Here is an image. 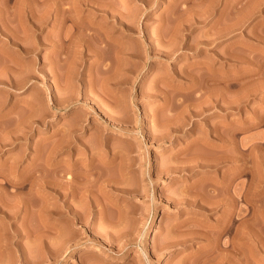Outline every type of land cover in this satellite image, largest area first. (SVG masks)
Instances as JSON below:
<instances>
[{"label": "rangeland", "instance_id": "obj_1", "mask_svg": "<svg viewBox=\"0 0 264 264\" xmlns=\"http://www.w3.org/2000/svg\"><path fill=\"white\" fill-rule=\"evenodd\" d=\"M58 2L0 0V264H218L245 229L264 262V0Z\"/></svg>", "mask_w": 264, "mask_h": 264}, {"label": "bare ground", "instance_id": "obj_2", "mask_svg": "<svg viewBox=\"0 0 264 264\" xmlns=\"http://www.w3.org/2000/svg\"><path fill=\"white\" fill-rule=\"evenodd\" d=\"M58 1V0H57ZM60 2H58L60 5V9L63 11V13H62V11H61V13L63 14V18H67L66 17V12L69 10L67 7L65 8V6L63 7V8H61L62 6V4L65 2H67L68 0H59ZM71 0H69V2H70ZM74 1V0H73ZM76 1H78V2H81L82 4H91V8L95 11H100V12H102L103 11V14L106 16V18H108V17H112V18H115V23H113L114 25H116V26H118L119 28H121L122 30H124V23H122L123 21L122 20H120V16H119V14L121 13H118V14H116L117 13V11H118V9H117V11H116V13H114L115 11L114 10H111V9H113L112 7H110L111 6V3H110V6H108L109 5V3L106 5V4H103V2H102V0H95V1H89V0H76ZM105 1H107V0H104V2ZM81 3L79 4V5H81ZM106 3V2H105ZM114 3V2H113ZM77 4V3H76ZM72 5V4H71ZM78 5V4H77ZM113 5H115V4H113ZM120 5V4H119ZM68 6V5H67ZM84 6V5H83ZM82 6V7H83ZM117 6V5H116ZM70 8H72V7H70ZM74 8H76V6L74 7ZM118 8H120V6L118 7ZM57 9H58V7H57ZM79 9V8H78ZM116 9V8H115ZM72 10V9H71ZM120 10V9H119ZM73 11V10H72ZM76 11V10H75ZM79 11H80V9H79ZM58 12V11H57ZM68 13V12H67ZM59 14V13H58ZM69 14H70V11H69ZM82 14V13H81ZM102 14V13H101ZM122 14V13H121ZM68 15V14H67ZM71 15V14H70ZM59 16V15H58ZM73 16V15H72ZM84 17H85V15H84ZM88 17V16H87ZM63 18H62V16H61V19H62V21H63ZM69 18V17H68ZM74 18V17H73ZM85 19V18H84ZM89 19V18H88ZM60 20V19H59ZM74 23H75V21H73ZM88 22V21H87ZM112 21H111V19H110V23H111ZM102 23V22H101ZM117 23V24H116ZM126 23V22H125ZM128 23V22H127ZM77 24H79V23H77ZM96 25V23L95 22H90L89 21V23L87 24V25H83V28H88L89 30H93V34H97V36L95 37V39L94 40H96V38H97V41H99L101 44H103L101 47L103 48V49H105L106 47H108L109 46V44H110V42L111 41H113L115 38H113V37H111V36H113L112 34H110V35H108L107 33H106V28H107V26H104V25H102V27H99V29H96L98 26H101V24L100 25ZM98 24V23H97ZM104 24V23H103ZM124 24V25H123ZM62 25V24H61ZM82 25H80L81 27H82ZM112 25V24H111ZM94 26H95V28H94ZM126 26H128V25H126ZM129 26H131V25H129ZM128 26V27H129ZM79 27V26H78ZM130 28V27H129ZM132 28V27H131ZM133 29V28H132ZM87 29H85V31H86ZM108 30H109V28H108ZM81 31V30H80ZM83 31H84V29H83ZM110 31V30H109ZM108 31V32H109ZM95 32V33H94ZM88 33V32H87ZM86 33V34H87ZM90 33V32H89ZM69 34H70V32H69ZM63 35V34H62ZM65 35V34H64ZM89 35V34H88ZM66 36V35H65ZM85 36V35H84ZM87 36V35H86ZM176 36V35H175ZM174 36V37H175ZM72 36H70V38H71ZM88 37H90V36H88ZM174 37H173V39H174ZM61 38H62V36H61ZM84 38V37H83ZM162 38V37H161ZM160 38V39H161ZM82 39V38H81ZM80 39V40H81ZM87 39V38H86ZM89 39V38H88ZM91 39V38H90ZM89 39V40H90ZM177 39V38H176ZM163 40V39H162ZM167 40V39H166ZM63 41H64V39H63ZM85 41V40H84ZM84 41H83V43H84ZM87 41V40H86ZM85 41V42H86ZM115 41V40H114ZM160 41V40H159ZM168 41V40H167ZM172 41V40H171ZM175 41V40H174ZM98 42V43H99ZM117 44H115V45H117L116 47H117V49H118V52H120V51H122V49H120V48H118V46H119V44H120V41H119V39H117ZM179 42V41H178ZM177 42V43H178ZM82 43V44H83ZM105 43V44H104ZM111 43H113V42H111ZM149 43V42H148ZM176 43V44H177ZM80 44H81V42H80ZM100 44V45H101ZM161 44V43H160ZM165 44V43H164ZM168 44H170V43H168ZM181 44V43H180ZM85 45V44H84ZM96 45H97V42H96ZM112 45V44H111ZM121 45V44H120ZM146 45V44H145ZM179 45V44H178ZM177 45V46H178ZM61 46V45H60ZM63 46V45H62ZM154 46V45H153ZM165 46V45H164ZM94 47V46H93ZM96 47V46H95ZM152 47V46H151ZM178 47H181V46H178ZM123 48V47H122ZM148 47H146V49H147ZM149 48H150V46H149ZM154 48H155V46H154ZM102 49V50H103ZM109 49H110V47H109ZM109 49H107V50H109ZM153 49V48H152ZM98 50V49H97ZM128 50V49H127ZM148 50V49H147ZM106 50H103V52H105ZM60 52H61V50H60ZM97 52V51H96ZM101 52V51H100ZM113 52V51H112ZM115 52H116V50H115ZM136 52V51H135ZM165 52V51H164ZM109 53V52H108ZM124 53V52H123ZM104 54V53H103ZM102 54V55H103ZM116 54H117V52H116ZM119 54V53H118ZM117 54V55H118ZM122 54V53H121ZM132 54H134V53H132ZM171 54V53H170ZM112 55V54H111ZM168 55V54H167ZM101 56V55H100ZM100 56H98V58L100 57ZM181 56V55H180ZM102 57H104V56H102ZM106 58V57H105ZM100 59H102L101 57H100ZM113 60H114V58H113ZM119 60V59H118ZM134 60V59H133ZM110 63V62H109ZM114 64V63H113ZM199 64V63H198ZM105 66V65H104ZM110 68H105L104 70L105 71H107V70H109ZM188 71V70H187ZM184 72V71H183ZM182 72V73H183ZM191 72V71H190ZM193 72V71H192ZM178 73V72H177ZM183 75V74H182ZM191 75V74H190ZM194 76V75H193ZM196 77L198 76V75H195ZM205 78V77H204ZM198 79V78H197ZM231 80V79H230ZM200 81V80H199ZM230 86V85H229ZM191 87V86H190ZM95 88V87H94ZM230 90V89H229ZM94 91V90H93ZM194 91V90H193ZM194 93V92H193ZM93 94V93H92ZM110 94V93H109ZM142 94V93H141ZM152 94V93H151ZM192 94V93H191ZM98 95V94H97ZM100 95V94H99ZM114 95V94H113ZM114 97V96H113ZM199 97V96H198ZM182 98V97H181ZM58 100V99H57ZM178 100V99H177ZM182 101V100H181ZM177 103H178V101H177ZM230 104V103H229ZM56 105V104H55ZM182 105V104H181ZM180 105V106H181ZM196 123H198V121L196 122ZM166 124V123H165ZM164 124V125H165ZM173 124V123H172ZM230 131V130H229ZM212 133V132H211ZM65 134H66V132H65ZM210 134V133H209ZM208 134V135H209ZM155 135V134H154ZM153 135V136H154ZM157 135H160V134H157ZM207 135V134H206ZM231 135V134H230ZM71 136V134L68 136V137H70ZM152 136V137H153ZM211 136V135H210ZM229 136V135H228ZM65 137V136H64ZM74 136H72V138H73ZM156 137V136H155ZM206 137V136H205ZM157 138V137H156ZM228 138H230L231 139V137H228ZM70 139V138H69ZM196 139V138H195ZM207 139V138H206ZM205 139V140H206ZM210 139V138H209ZM229 139V140H230ZM64 140V139H63ZM63 140H61V141H63ZM71 140V139H70ZM203 140H204V138H203ZM202 140V141H203ZM200 141V140H199ZM201 141V142H202ZM204 142V141H203ZM228 142V141H227ZM72 143V142H71ZM68 144V143H67ZM70 144V143H69ZM59 145V144H58ZM207 145V144H206ZM219 145V144H218ZM65 146V145H64ZM67 146V145H66ZM214 146V145H213ZM217 147V146H216ZM70 148V147H69ZM215 148V147H214ZM213 148V149H214ZM63 149V148H62ZM71 149H73L72 147H71ZM57 150V149H56ZM59 150V149H58ZM68 151H71V150H68ZM210 152V151H209ZM217 153V152H216ZM199 154V153H198ZM210 153H208V155H209ZM245 154V153H244ZM205 155H207V153H205ZM196 156V155H195ZM200 156V155H199ZM198 156V157H199ZM201 156H202V154H201ZM204 156H202L201 158H203ZM195 158V157H194ZM193 158V159H194ZM212 158H215L214 156L212 157ZM217 158V157H216ZM219 158V157H218ZM221 158V157H220ZM219 158V159H220ZM61 159V158H60ZM92 160V159H91ZM200 160V159H199ZM204 160V159H203ZM207 160H210V159H207ZM243 160H244V158H243ZM93 161V160H92ZM202 161V160H201ZM216 162V161H215ZM207 163V162H206ZM209 163V162H208ZM207 163V164H208ZM244 163V162H243ZM90 164H91V162H90ZM90 164H89V166H90ZM202 164H204V163H202ZM211 164H213V163H211ZM244 165H245V163H244ZM244 165H243V167H244ZM211 166V165H210ZM212 166H214V165H212ZM245 167H247V166H245ZM91 168H92V166H91ZM61 169H63V168H61ZM87 169V168H86ZM88 169H90V168H88ZM243 169V168H242ZM246 169V168H245ZM244 169V170H245ZM58 170V169H57ZM66 170V169H65ZM65 170H61V172H64ZM91 170V169H90ZM59 171V170H58ZM87 171V170H86ZM88 172H89V170H88ZM88 172H86V174L88 175ZM94 172V171H93ZM245 172V171H244ZM58 173V172H57ZM73 173H75V172H73ZM72 173V174H73ZM85 173V172H84ZM90 173V172H89ZM91 173H92V171H91ZM86 174H84L85 176H86ZM44 175V174H43ZM69 175V174H68ZM77 175H78V173H77ZM90 175V174H89ZM58 176H60L59 178L61 179L60 180V184H62L61 183V181H63V179H67V182L69 183H71L70 185L72 186V183L74 182V178H75V176L74 175H69L68 177H65V174L64 173H60L59 175H57V177ZM44 177V176H43ZM46 177V176H45ZM87 177H89V176H87ZM58 178V179H59ZM77 179V178H76ZM66 181V180H65ZM64 181V182H65ZM78 181V180H77ZM113 181V180H112ZM76 182V181H75ZM114 182V181H113ZM112 182V183H113ZM45 183H47V180L45 181ZM111 183V182H110ZM64 184V183H63ZM74 184V183H73ZM87 184V183H86ZM57 186V185H56ZM61 186V185H60ZM59 186V187H60ZM64 186V185H63ZM58 187V186H57ZM216 187V186H215ZM64 188V190L67 188H65V187H63ZM74 188V187H73ZM217 188V187H216ZM57 190H59V189H57ZM66 191V190H65ZM72 191H73V189H72ZM216 191V190H215ZM58 192V197H59V199L61 200L60 202H58L59 203V207L57 208V214L59 213V214H62V212H63V210H64V207H66V210L67 211H69V212H73L74 214H75V219H79V220H81V221H89V218H87V214H88V212H87V210H85V209H83V210H85V212H87V214L85 213V212H83V211H81L80 209H74V210H72V208L67 204H65V199H63L62 198V194H63V192L62 191H57ZM85 192H87V190H85ZM218 192V191H217ZM216 192V193H217ZM244 192H245V190H244ZM70 193H71V191H70ZM73 193H75V191L73 192ZM214 193V192H213ZM220 192H218L217 194H219ZM65 194H66V192H65ZM246 194H247V191H246ZM84 196H87L86 195V193H84L83 194ZM89 196V195H88ZM218 196V195H217ZM244 196H245V193H244ZM57 197V196H56ZM245 198V197H244ZM219 201V200H218ZM191 202V201H190ZM202 204V203H201ZM55 210V209H54ZM53 210V211H54ZM245 210V209H244ZM90 213V212H89ZM60 216V215H59ZM63 216H65L64 214H62L61 215V217H63ZM9 217H10V215H9ZM229 217V216H228ZM67 218V217H66ZM94 218V217H93ZM59 219V218H58ZM69 219H71V217L69 218ZM228 219V218H227ZM67 220V219H66ZM73 220V219H72ZM93 220V219H92ZM70 221V220H69ZM74 221V220H73ZM73 221H72V223H73ZM80 221V222H81ZM225 221V220H224ZM230 220H227V224H225L224 225V223H223V225L221 224V227H220V229L218 230V232H217V235L215 236V241H213V242H215L214 243V245L217 243L216 241H218V239H220L221 238V236L223 235V234H225L226 232H228L229 231V233H230V228H229V226H228V222H229ZM91 221H89V223H90ZM93 222H94V220H93ZM75 223V222H74ZM73 223V224H74ZM88 223V222H87ZM69 226H70V223L68 224ZM204 225H205V223H204ZM60 226V225H59ZM74 226V225H73ZM63 227V226H62ZM218 227V226H217ZM245 227V226H244ZM59 228V227H58ZM64 228V227H63ZM219 228V227H218ZM199 230V229H198ZM194 231H195V228H194ZM65 232V231H64ZM197 232V231H196ZM60 233H62V232H60ZM243 235H242V237H241V239H239L240 240V242H236L237 240H236V238L234 239V240H236L235 242H234V240L232 241V240H230V241H226L225 243L227 244L226 246H224L225 248L223 249V248H221V249H223L221 252H219L218 250V252L216 253L214 250V253L215 254H217V255H215L216 256V258L218 257V264H248V254L249 255H252V254H250V252L248 253V239H247V237H248V231H247V229H245L243 232ZM60 236V235H59ZM65 236V235H64ZM67 236V235H66ZM214 236V235H213ZM229 236V235H228ZM230 239H231V237H230ZM62 240V239H61ZM64 240V239H63ZM61 242V241H60ZM60 242H59V244H60ZM66 242V241H65ZM229 242V243H228ZM63 244V243H62ZM65 244V243H64ZM64 244H63V246H64ZM224 244V243H223ZM58 245V244H57ZM66 245V244H65ZM217 245V244H216ZM215 245V246H216ZM218 245H220V244H218ZM225 245V244H224ZM239 245H241V246H239ZM211 246V245H210ZM212 247V246H211ZM218 247V246H217ZM217 247H215V248H217ZM230 247V248H229ZM56 248V247H55ZM60 248V247H59ZM157 248H158V246H157ZM251 248V247H250ZM259 248V250H260V247H258ZM257 248V249H258ZM220 249V250H221ZM52 250V249H51ZM56 250H57V248H56ZM62 250V249H61ZM61 250H59V251H61ZM250 250V249H249ZM262 250V249H261ZM53 251V250H52ZM251 251V250H250ZM51 252V251H50ZM212 252V251H211ZM237 252H239V253H237ZM213 254V253H212ZM211 254V255H212ZM210 255V256H211ZM214 255V254H213ZM213 255L211 256V257H213ZM259 255V254H258ZM215 256H214V258H215ZM264 256V255H263ZM208 257V256H207ZM238 257H240V259L238 258ZM251 258H252V256H251ZM256 258V257H255ZM203 259H205V258H203ZM211 259V258H210ZM209 259V257H208V259L205 261V262H208V260H210ZM263 260H264V258H262ZM261 259V260H262ZM238 260V261H237ZM257 260H258V257H257ZM261 260H259V261H261ZM262 260V261H263ZM204 261V260H203ZM211 262H212V260H211ZM240 262V263H239ZM255 262V261H254ZM258 262V261H257ZM250 263V262H249ZM203 264H204V262H203ZM206 264V263H205ZM212 264V263H211ZM256 264V263H255ZM258 264H264V262H258Z\"/></svg>", "mask_w": 264, "mask_h": 264}]
</instances>
